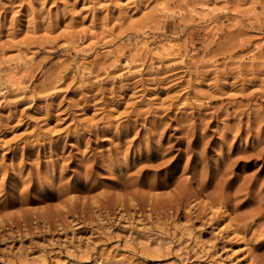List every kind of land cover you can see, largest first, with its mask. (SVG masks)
Returning <instances> with one entry per match:
<instances>
[{
  "label": "rangeland",
  "instance_id": "rangeland-1",
  "mask_svg": "<svg viewBox=\"0 0 264 264\" xmlns=\"http://www.w3.org/2000/svg\"><path fill=\"white\" fill-rule=\"evenodd\" d=\"M0 264H264V0H0Z\"/></svg>",
  "mask_w": 264,
  "mask_h": 264
}]
</instances>
